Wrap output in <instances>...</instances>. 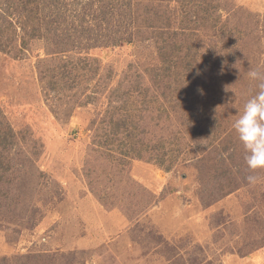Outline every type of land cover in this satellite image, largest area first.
<instances>
[{
	"label": "rangeland",
	"instance_id": "rangeland-1",
	"mask_svg": "<svg viewBox=\"0 0 264 264\" xmlns=\"http://www.w3.org/2000/svg\"><path fill=\"white\" fill-rule=\"evenodd\" d=\"M230 1L242 7L235 18L241 43L220 41L218 49L221 57L237 50V67L216 66L193 92L196 109L182 105L169 127L153 132L178 131L179 155L168 170L143 160L124 165L118 152L106 153L99 122L107 92L89 103L79 96L80 106L51 96L38 79L43 40L0 51L2 120L17 141L0 149V264H264V169L247 167L232 127L259 91L248 72L264 74V0ZM198 35L194 66L203 70L200 51L211 39ZM87 54L98 58L99 74L111 71L108 88L130 64L141 71L160 65L148 41ZM162 79L168 84L174 74ZM185 82L180 76L177 85ZM208 126L211 132L200 135ZM248 175L258 177L254 185Z\"/></svg>",
	"mask_w": 264,
	"mask_h": 264
},
{
	"label": "trees",
	"instance_id": "trees-1",
	"mask_svg": "<svg viewBox=\"0 0 264 264\" xmlns=\"http://www.w3.org/2000/svg\"><path fill=\"white\" fill-rule=\"evenodd\" d=\"M172 1L176 5L172 6ZM241 10L230 0H0V51L7 52L14 45L24 51L31 41L43 40L46 57L37 61L38 79L55 92L51 96L80 106L79 96L89 103L97 94L107 92V107L99 122L103 145L109 146L106 153L113 158L118 152V160L124 165L143 160L164 164L168 170L179 155L178 131L170 137H155L153 132L161 124L169 127L182 105L196 109L193 92L200 89L202 81L206 83L216 66L237 67V50L221 57L222 48H218L220 41H231L238 48L242 29L235 18ZM200 12L206 15L198 17ZM200 30L211 39L200 51L203 70L196 69L199 63L194 58L199 52L196 41ZM134 40L154 45L160 65L141 71L130 64L122 81L108 88L111 71L99 74L98 58L87 52ZM71 51L76 52L75 58ZM173 74V81L161 82ZM146 76L153 78L151 83L146 82ZM180 76L187 86L177 85ZM169 96L174 97L170 100ZM2 115L0 108V149L4 150L17 141ZM209 132L208 126L199 134ZM2 159L0 155V168L4 167Z\"/></svg>",
	"mask_w": 264,
	"mask_h": 264
},
{
	"label": "clouds",
	"instance_id": "clouds-1",
	"mask_svg": "<svg viewBox=\"0 0 264 264\" xmlns=\"http://www.w3.org/2000/svg\"><path fill=\"white\" fill-rule=\"evenodd\" d=\"M247 75L252 80L260 81L259 91L246 101L232 127L246 152L247 167L255 171L264 169V74L252 70ZM257 179L255 175L246 177L251 185H254Z\"/></svg>",
	"mask_w": 264,
	"mask_h": 264
}]
</instances>
